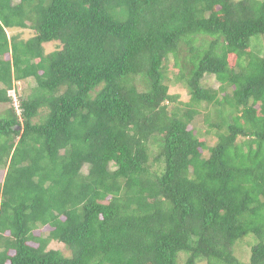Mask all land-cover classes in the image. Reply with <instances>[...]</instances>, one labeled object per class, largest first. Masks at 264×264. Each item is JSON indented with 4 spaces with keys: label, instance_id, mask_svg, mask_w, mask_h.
<instances>
[{
    "label": "trees",
    "instance_id": "trees-1",
    "mask_svg": "<svg viewBox=\"0 0 264 264\" xmlns=\"http://www.w3.org/2000/svg\"><path fill=\"white\" fill-rule=\"evenodd\" d=\"M255 40L264 0H0V264H264Z\"/></svg>",
    "mask_w": 264,
    "mask_h": 264
},
{
    "label": "rangeland",
    "instance_id": "rangeland-1",
    "mask_svg": "<svg viewBox=\"0 0 264 264\" xmlns=\"http://www.w3.org/2000/svg\"><path fill=\"white\" fill-rule=\"evenodd\" d=\"M11 34H15V35L18 34L21 39H28L33 35V32L30 30H17V29H15L12 31H8V36H10ZM55 49H56V44L48 43V44L44 45V50H45L46 54L54 51ZM252 50L254 52L259 51L261 54H264L263 42L261 40H255L252 43ZM232 62L233 61H231V63ZM205 79H206V83H207V85H209V87L216 89V87L218 86V83L215 81V79L213 77H206ZM32 86H33V82L31 80H26L24 82L17 83L14 85L15 94L26 96L30 92V90L32 89ZM169 92H170V94L179 95V100L182 103H187L189 100V95L180 86L172 85ZM0 110H2V106H0ZM208 138L209 137H207V139ZM1 177H2V175L0 176V183L2 182ZM43 230L45 231L47 229H43ZM41 232H43V231H41ZM50 248L60 250L64 255L67 254V251L64 249V247L61 244L53 243ZM238 257H241V255L238 254Z\"/></svg>",
    "mask_w": 264,
    "mask_h": 264
}]
</instances>
